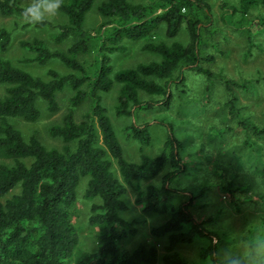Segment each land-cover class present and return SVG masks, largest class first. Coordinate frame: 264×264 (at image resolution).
Here are the masks:
<instances>
[{
	"label": "trees",
	"instance_id": "obj_1",
	"mask_svg": "<svg viewBox=\"0 0 264 264\" xmlns=\"http://www.w3.org/2000/svg\"><path fill=\"white\" fill-rule=\"evenodd\" d=\"M246 2L264 6V0ZM26 7L19 0H0L5 16L25 19ZM59 11L64 23L44 19L26 25L57 29L53 37L57 43L69 40L66 49H52L39 37L20 44L32 54L26 62L58 60L68 72L49 68L43 76L6 57L13 32L0 28V264H191L181 248L195 243H200L201 264H228L234 257L225 256L224 245L236 247L239 237L219 232L213 225L217 214L199 220L193 211L196 200L207 201L218 188L246 219L250 212L244 206L259 207L258 236L251 231L248 252L238 260L257 264L264 244V110L249 108L238 91L258 90L264 79H235L204 65L215 59L204 36L217 32L211 0H61ZM93 11L103 17L95 30L86 26ZM228 11L221 16L226 23V14L237 15L235 8ZM260 23L264 29V18ZM182 29L189 34L186 41L178 38ZM249 30L245 59L253 56ZM125 38L144 40L143 50L155 58L114 70L109 53L123 47L106 42ZM92 50L95 69L81 59ZM197 79L206 100L189 102L186 87ZM116 86L120 116L173 108L182 115L181 122L171 114L158 120L167 130L158 154L143 153L139 161L126 156L103 103V93ZM66 90L69 110L47 127L61 146L46 145L36 131L25 136L14 124V118L36 122L44 109L58 112L59 93ZM141 92L153 97L142 99ZM86 101L90 108L77 120L76 109ZM150 128V122L132 121L126 130L147 146L153 139ZM130 189L145 214L163 221L151 226L153 242L126 248L123 243L148 223L127 218ZM81 194L90 203L89 225L96 229L93 249L83 247L73 220Z\"/></svg>",
	"mask_w": 264,
	"mask_h": 264
},
{
	"label": "rangeland",
	"instance_id": "obj_2",
	"mask_svg": "<svg viewBox=\"0 0 264 264\" xmlns=\"http://www.w3.org/2000/svg\"><path fill=\"white\" fill-rule=\"evenodd\" d=\"M22 4L28 6L31 0H19ZM135 2H145L146 0H132ZM226 4V9L222 8V5ZM211 5L214 13V18L217 20L216 29L217 31L213 37L206 33L204 36L211 40V44L208 45V52L215 55L214 61L205 62L204 65L213 69L214 71H222L229 77L235 79H264V29L260 23L261 18H264V6H251L246 0H211ZM228 7V9H227ZM235 8L237 10V15L230 16L231 14H226L228 16L226 23L221 16L224 12L229 13V8ZM247 12V13H246ZM53 22V24H61L66 21L62 13L58 10V13L51 17L46 18ZM251 20V21H250ZM103 21V17L97 12L93 11L88 15L86 26L92 30L97 29ZM28 20L23 18H16L11 16H5L0 13V28L6 27L13 33V40L8 46V49L4 52L6 57L12 58L15 62L21 64L27 70L33 73L46 76L47 70L49 68H55L62 72H68L66 68L60 61L53 60L46 64H38L26 62L25 58L32 56V54L26 49L21 47L20 42L22 40L32 39L34 37H39L47 41L48 45L52 49H66L70 44V41L63 43H57L53 37V33L57 29H39L35 27L34 24L26 25ZM262 27V28H261ZM250 29V30H249ZM248 30L253 33L252 51L253 56L245 59L244 54L248 49L250 42L248 41ZM94 33H96L94 31ZM164 32L161 31V35ZM165 34V33H164ZM164 36V35H163ZM210 36V37H209ZM166 38V37H164ZM178 38L182 41H186L189 38V34L186 30L182 29L178 35ZM144 40H130L125 38L117 43H112L110 41L106 42L108 46L123 47V49L115 50L109 53L111 58V63L114 66V70L135 66L140 62H148L155 58V56L147 51H144L143 46ZM96 50H92L81 57L82 61L87 67L96 68ZM204 84V83H203ZM206 86V85H205ZM186 94L184 96L190 98L195 97L202 99L204 102L202 90L204 91V85H202L199 80L192 81L188 87H186ZM59 93V100L61 102V110L56 113H51L48 111H43V115L40 120L36 122H28L22 118H14V124L20 128L25 136H30L35 131L39 133L41 140L48 146H61L62 141L59 138H54L49 135L47 127L52 123L61 122L64 114L69 110L70 104L68 100V93ZM3 93V87H0V94ZM241 101L244 104H248L249 108L255 110L256 112L262 113L264 110V85L254 91H238ZM202 94V95H201ZM118 95L117 86L110 93H103V103L108 109V114L110 115L116 131L123 144L126 156L133 160L139 161L143 153L150 155L158 154L162 148L163 142L167 135V130L165 126L161 125L158 120L167 116H174L178 119L177 122H181L180 118L182 115H178L177 108H173L168 112L156 110H143L137 111V113L132 116L118 115L115 110L116 97ZM153 95L141 92L142 99H150ZM261 101L260 105L258 103ZM43 105V104H42ZM90 108V102L86 101L81 104L75 112L76 119L81 120L83 114ZM187 110H185L186 112ZM180 113V112H179ZM187 113V112H186ZM192 115V114H190ZM187 117H190L189 115ZM183 119V118H182ZM134 121L137 124H142L145 122L151 123V133L153 136L152 143L150 145H142L137 140L128 136V131L126 130L127 125ZM203 135V134H202ZM200 134V139L202 138ZM193 163L195 160L190 159ZM129 202L131 203V209L126 212V216L129 219H138L142 221L147 219L148 223L146 226L141 225L140 231L135 237L129 238L123 244L126 248H133L139 242L148 241L153 242L154 238L150 234L151 226L158 224L163 221V218L147 215L142 211L141 206L135 204V192L130 189L128 194ZM209 201H208V200ZM207 201H195L193 211L195 216L199 220H204L209 218L213 214H217L219 219L215 220L213 225H218V230L225 235V231L230 235H237L240 239L238 245L232 246L225 244L226 248L225 256L234 257L237 260H242L245 254L248 252V235H252L251 231L254 232L253 235L258 236L254 224H257L256 212L257 210L253 205L244 206L245 211L250 212V217L246 219L241 212L236 209L233 202L230 201L229 197L221 191L220 188L212 194ZM243 200V199H242ZM260 206V204H258ZM90 203L86 200L82 194L77 202L76 212L73 217L75 224L78 226L81 232V241L83 247L87 249H93L96 244V229L91 227L88 222ZM259 208V207H256ZM249 220V221H248ZM251 221V222H250ZM263 230V228H262ZM229 236V235H228ZM244 238H247L245 240ZM264 243V242H263ZM159 245V244H158ZM162 248V245H159ZM200 243L184 245L181 248L183 255L191 264H201V259L199 256ZM261 257L258 258L257 264L264 263V244L261 245L259 249ZM260 256V255H259Z\"/></svg>",
	"mask_w": 264,
	"mask_h": 264
},
{
	"label": "clouds",
	"instance_id": "obj_3",
	"mask_svg": "<svg viewBox=\"0 0 264 264\" xmlns=\"http://www.w3.org/2000/svg\"><path fill=\"white\" fill-rule=\"evenodd\" d=\"M60 6L61 0H31L23 14L26 20L37 23L55 16ZM228 264H238L237 258L230 259Z\"/></svg>",
	"mask_w": 264,
	"mask_h": 264
}]
</instances>
